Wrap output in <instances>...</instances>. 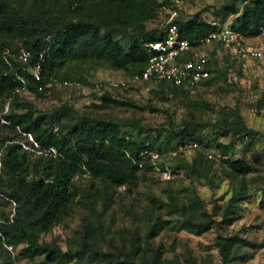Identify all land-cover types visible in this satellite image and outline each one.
<instances>
[{
  "label": "trees",
  "instance_id": "obj_1",
  "mask_svg": "<svg viewBox=\"0 0 264 264\" xmlns=\"http://www.w3.org/2000/svg\"><path fill=\"white\" fill-rule=\"evenodd\" d=\"M188 1L179 0L182 5ZM180 4L174 0H0V123L5 121L0 130L8 128L13 133L0 137V194L14 203L11 215L0 218V250L9 254V264L24 258L30 264H80L85 258L93 264H202L192 256L184 261L163 257L154 237L177 222L180 229L200 235L213 225L231 223L237 216L239 201L248 195L241 185L232 187L220 221L205 210L195 189H189L182 201L172 191H168L167 200L151 193V206L141 214L140 225L122 233L124 242L112 251L94 246L102 230L109 231L107 222L98 220L91 221L87 228L90 237L86 234L78 249L63 250L56 242L41 240L73 213L76 176L87 175L105 186L133 189L150 173L169 171L171 164L164 165L160 159L165 153L181 154L180 149L187 144L201 147L192 162H175L172 172L183 170L191 179L208 178L217 159L224 162L221 170L229 179L252 169L245 158H236L234 150L251 149L264 140V134L247 125L237 106L224 108L213 121L154 130L138 119L92 118L69 104L38 113L31 102L20 98L21 91L43 97L57 85H87L84 69L110 68L128 77L141 73L150 58L145 43L165 35L166 21ZM162 9H167L163 25L148 30L147 22L157 18ZM216 13L222 16L220 23L204 20L200 12L187 19L177 16L171 22L193 47L224 27L222 22L229 15H235L229 28L247 39L255 41L264 29V0H246L242 10L239 5H223ZM21 47L31 53L27 62L18 58ZM41 54V79L36 80L31 70ZM190 57L186 54L181 59ZM217 62L213 51L206 65L209 76L190 91L165 81L155 85L166 99L188 96L199 86H211L217 78L227 76V69L217 68ZM66 81L69 84L65 85ZM111 89L117 87L104 89L97 107H136L133 101L113 95ZM250 107L264 108V93ZM205 130L211 136L208 139ZM219 134L230 140L220 141ZM27 136L32 140L25 148L20 140ZM211 147L219 155L209 153ZM153 208H163L177 220L164 219ZM91 209L94 212L93 206ZM241 242L238 235L216 238L221 264H237V259L244 258ZM18 245L22 248L16 253ZM40 256L44 258L37 262Z\"/></svg>",
  "mask_w": 264,
  "mask_h": 264
},
{
  "label": "rangeland",
  "instance_id": "obj_2",
  "mask_svg": "<svg viewBox=\"0 0 264 264\" xmlns=\"http://www.w3.org/2000/svg\"><path fill=\"white\" fill-rule=\"evenodd\" d=\"M246 0H189L181 8L175 9L176 17L182 16L187 19L197 12L201 13L204 20L211 23H220L221 15L216 13L223 5H239L242 10ZM167 9H162L159 16L148 21V30L161 27L164 23ZM235 15H229L222 22L224 27H229ZM256 41L249 39L250 44ZM210 53L215 51L218 62L217 68L227 69L226 77H219L211 86H199L188 96L169 97L162 94L155 84L130 83L128 76L122 71L110 68L97 70L84 69L83 78L87 85H73L64 87L57 85L48 91L43 97L21 91L20 98L31 102L38 113H50L63 104H69L81 114L97 119L124 120L138 119L146 128L159 129L183 128L189 123H200L213 121L215 116L224 108L239 107L247 125L264 134V108L257 110L250 105L256 104L264 93V64L246 61L240 65L232 57V49L217 43H209L204 46ZM125 82L126 89L117 87L111 89L116 97L133 101L136 107H110L99 108V96L102 91L95 92L94 87L106 80ZM8 104L6 105L7 111ZM5 121H1L3 124ZM8 128L0 130V137L12 135ZM207 139L211 136L208 130L203 132ZM32 138L27 136L21 139L24 147ZM219 140L227 143L230 138L219 134ZM18 141V140H17ZM201 146L187 144L180 150L181 154L165 153L160 162L171 164L167 173L152 174L141 178L136 188L126 186H105L102 181L94 180L87 175L75 177L77 187L76 205L71 216L62 223L56 225L51 232L44 234L41 240L44 242H56L63 250L69 248L78 249L82 241L86 240L87 228L93 220L109 225V231L101 232L96 248L103 251H112L124 241L122 233L135 229L140 225L141 214L145 208L151 206L149 195L151 193L167 200L168 191H172L179 201L185 199L184 194L189 189H195L203 200L205 210L212 215L216 221H220L221 212L232 194V187L244 186L248 195L239 201L238 214L231 223L221 226L213 225L203 234L195 235L179 228V223L163 228L155 237L154 242L161 247L163 257L167 259L178 258L184 261L186 257L192 256L198 263L221 264V255L216 244V238L238 235L244 242L240 244V254L244 258L236 260L237 264H264V140H258L251 149L243 150L235 148L236 158H245L252 169L246 174L235 179L227 178L221 170L219 159L213 164L214 170L208 178L191 179L183 170L172 169L175 162H192ZM209 153H217L214 147L207 150ZM219 155V154H218ZM94 207V212L92 211ZM14 203L0 194V218L10 214ZM159 211L164 219L177 220L176 217L168 216L167 210L153 208ZM94 217V218H93ZM90 237V234H87ZM249 243V244H248ZM22 248L17 246L16 253ZM8 253L0 250V264H9ZM44 256L37 258L41 262ZM28 259L17 260V264H30ZM68 264H74L70 262ZM80 264H93L88 259H83ZM97 264V263H96Z\"/></svg>",
  "mask_w": 264,
  "mask_h": 264
},
{
  "label": "built area",
  "instance_id": "obj_3",
  "mask_svg": "<svg viewBox=\"0 0 264 264\" xmlns=\"http://www.w3.org/2000/svg\"><path fill=\"white\" fill-rule=\"evenodd\" d=\"M174 1L178 5L180 4L179 0ZM175 18L176 13L174 10L166 21L168 27L165 35L162 38L145 43V47L150 53L149 62L141 73L128 77V82L156 84L165 81L181 90L190 91L209 76L206 65L211 53L204 48L209 43L231 47L232 57L235 60H241L244 63L246 61L264 63V29L256 37L259 40L256 44H250L249 39L233 29L222 27L210 33L199 45L193 47L187 39L181 36L177 25L171 22ZM186 54H190L191 57L182 60L181 58ZM30 57V51L24 47L19 49L18 58L22 62H27ZM42 60L43 54L40 55L39 61L31 70L36 80L41 79ZM64 84L67 85L69 82L66 81ZM78 84L76 83V85ZM50 85L49 83L46 87ZM120 85H125V82L119 83L109 79L98 83L94 90L99 92ZM160 173L165 175L167 172L160 171ZM7 247L8 249L12 248L10 245Z\"/></svg>",
  "mask_w": 264,
  "mask_h": 264
}]
</instances>
